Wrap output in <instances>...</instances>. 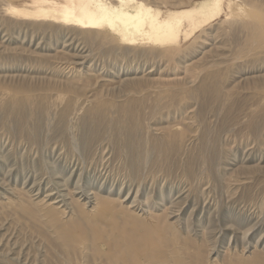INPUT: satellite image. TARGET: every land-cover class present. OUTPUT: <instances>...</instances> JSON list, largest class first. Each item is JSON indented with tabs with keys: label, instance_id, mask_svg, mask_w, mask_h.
Returning a JSON list of instances; mask_svg holds the SVG:
<instances>
[{
	"label": "rangeland",
	"instance_id": "374dc122",
	"mask_svg": "<svg viewBox=\"0 0 264 264\" xmlns=\"http://www.w3.org/2000/svg\"><path fill=\"white\" fill-rule=\"evenodd\" d=\"M158 1L187 15L183 45L25 26L0 1V92L37 106L9 125L0 110V264H118L119 253L97 251L124 252L119 227L135 231V219L151 224L147 211L168 207L178 257L194 251L184 240L205 245L206 264L264 247V0H239L241 15H219V0ZM84 186L92 201L123 200L129 215L78 207ZM74 220L85 236L70 260L63 234Z\"/></svg>",
	"mask_w": 264,
	"mask_h": 264
},
{
	"label": "bare ground",
	"instance_id": "6f19581e",
	"mask_svg": "<svg viewBox=\"0 0 264 264\" xmlns=\"http://www.w3.org/2000/svg\"><path fill=\"white\" fill-rule=\"evenodd\" d=\"M213 1L215 0H204L202 4L206 5ZM219 1L221 2L218 9L219 15H241V13H244L242 12L243 5L239 0ZM5 9L7 13H9V10L11 11L9 13L11 16H4L7 20L10 19L13 23H21L25 26L33 25L41 28L46 23H49L53 25L79 26L81 28L108 27L119 30L131 42H135L137 37H142L150 45L158 47L183 45L190 32L187 25V15L178 14L180 6L168 4L167 2L161 3L158 0H11V7H6ZM87 31L89 33L93 32L92 30ZM29 108L31 110L37 108L32 99L20 96L13 91L8 93V95L0 92V110L6 114V124L12 123L13 118L11 117L15 115V111L24 113ZM113 111L116 112L118 110L115 107ZM83 161L86 160L83 159ZM54 174H57V172L54 171ZM77 185H79V180ZM82 190L85 192L80 198L76 199L79 204L78 207L82 208L85 205L94 203L91 211H95L97 214H108L107 212H109L113 216L129 215L128 209L130 210V207H124L123 200L120 201L119 198L95 192L93 193L94 201H92L93 198L89 196L91 190L85 186ZM81 198H83L82 200L86 199V202L81 203ZM178 203L172 202L173 205ZM51 209H55V207ZM172 209L168 207L163 214L147 211L148 215H150L149 218L152 219L151 224H144L141 220L135 219V231L130 227L129 230L125 227H119L114 239L119 240L120 245L118 247L124 249V252L115 250V246L109 245V251H97V254L101 252V255H107L108 259H111L115 251L116 254L119 253L117 256L121 258L118 264H206L205 245L198 247L193 241L184 240L183 246L194 249V251L185 252L184 257L182 254L181 257H178V251L181 248L172 249L182 240L180 234L176 232L168 220L170 213L174 212ZM214 214L210 215V219H215ZM219 217H221V214L216 218ZM239 221L242 222L241 219ZM127 222L128 219H125L124 224H127ZM236 222L237 220H235ZM129 223H132V221L129 220ZM72 227L77 230L75 233L67 236L66 232L63 234L65 238L70 237L72 239L71 243H66L72 248V251L68 252L70 260H72L71 257L78 255L77 243H84L82 238L85 236V232L77 220L72 222ZM126 231L129 232L128 235ZM250 232V229H245L242 239L248 238ZM157 234H161V238L165 240L162 245L152 243L153 238ZM123 244H125L124 247H122ZM164 247L171 248L170 256L167 257ZM160 249L163 254H161ZM170 258L172 259L170 260ZM223 264H264V247L259 251L253 252L252 257L236 256L232 261L225 258L223 259Z\"/></svg>",
	"mask_w": 264,
	"mask_h": 264
}]
</instances>
